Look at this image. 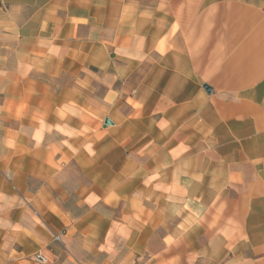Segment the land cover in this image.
<instances>
[{
  "label": "crops",
  "instance_id": "crops-1",
  "mask_svg": "<svg viewBox=\"0 0 264 264\" xmlns=\"http://www.w3.org/2000/svg\"><path fill=\"white\" fill-rule=\"evenodd\" d=\"M37 251L264 264V0H0V264Z\"/></svg>",
  "mask_w": 264,
  "mask_h": 264
},
{
  "label": "built area",
  "instance_id": "built-area-1",
  "mask_svg": "<svg viewBox=\"0 0 264 264\" xmlns=\"http://www.w3.org/2000/svg\"><path fill=\"white\" fill-rule=\"evenodd\" d=\"M54 239L58 240V236H55ZM32 260L39 264H44L49 261V257L47 254L43 253L42 251H37L32 255Z\"/></svg>",
  "mask_w": 264,
  "mask_h": 264
},
{
  "label": "water",
  "instance_id": "water-1",
  "mask_svg": "<svg viewBox=\"0 0 264 264\" xmlns=\"http://www.w3.org/2000/svg\"><path fill=\"white\" fill-rule=\"evenodd\" d=\"M204 88L207 92H210L211 91V87H209L208 85H204ZM105 124H111V121L109 119H105Z\"/></svg>",
  "mask_w": 264,
  "mask_h": 264
}]
</instances>
